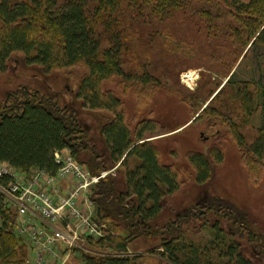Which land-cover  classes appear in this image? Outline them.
<instances>
[{
  "label": "rangeland",
  "instance_id": "1",
  "mask_svg": "<svg viewBox=\"0 0 264 264\" xmlns=\"http://www.w3.org/2000/svg\"><path fill=\"white\" fill-rule=\"evenodd\" d=\"M219 8L220 13L203 0H189L183 10L163 19L145 12L149 20H138L135 32H129V46L122 58L123 71L132 78L115 77L102 86L104 92L120 100V112L131 131L142 122L153 124L145 139L156 148L160 164L172 167L179 178L178 191L166 200L159 218L151 224L152 234L173 226L178 241L151 233L129 238L127 255L132 264H170L165 246L172 242L181 245L183 261L192 251L199 264H231L226 253L233 246L251 264H264V165L247 150L262 124V99L249 119H244L233 100L211 102L212 94L231 74L237 84L264 85V48L245 56L247 48L244 50L231 36L239 28L228 16L232 8ZM107 46L104 41L103 47ZM84 74L80 66L45 74L40 67L25 64L21 54H14L6 71L0 73V103L22 87L56 98L62 109L76 113L95 154L106 155L100 131L114 115L90 111L75 99ZM187 74L193 79L183 78ZM144 75L156 83L144 85L134 79ZM206 106L207 114L198 117ZM233 127L243 139L242 147L233 136ZM211 148L221 151L223 162L214 167L207 184L198 185L187 156L207 154ZM89 156L82 154L81 160L85 162ZM113 169L103 171L102 180L109 177L121 190L124 168ZM0 198L3 206L11 208L6 209L8 215L16 220L15 205ZM117 226L122 238L134 234L128 235ZM60 253L61 264H84L86 258L115 254L101 248L98 241L84 238L71 253ZM27 258H31L30 253Z\"/></svg>",
  "mask_w": 264,
  "mask_h": 264
},
{
  "label": "trees",
  "instance_id": "2",
  "mask_svg": "<svg viewBox=\"0 0 264 264\" xmlns=\"http://www.w3.org/2000/svg\"><path fill=\"white\" fill-rule=\"evenodd\" d=\"M203 1L219 13L222 12L219 6L232 8L228 16L239 28L231 36L244 50L247 48L245 56L264 48V0ZM188 4L189 0H0V73L6 71L14 54H21L25 64L38 66L45 74L80 66L85 74L75 99L90 111L114 115L100 131L107 156H98L86 142L87 133L76 113L66 112L56 98L22 87L0 103V163L24 174L36 169L54 175L58 170L54 154L68 150L93 175L111 167L124 168L121 190L107 177L92 189L90 196L99 210L100 221L109 225L107 235L98 245L115 254L86 258L84 264H132L127 255L128 239L150 236L151 224L159 218L166 200L179 189L176 171L160 164L156 148L145 139L153 124L142 122L131 131L120 112V100L104 92L102 86L115 77L132 78L123 71L122 58L129 46L126 44L129 32L136 30L138 20H149L145 12L163 19ZM104 41L107 47H103ZM134 79L144 85L156 83L147 75ZM233 79L234 74L226 77L227 81L211 102L233 100L244 119H249L258 107L257 101L262 99V124L247 150L264 165V85L237 84ZM208 106L198 117L207 114ZM232 133L242 147L243 139L235 127ZM85 153L90 156L84 162L81 157ZM187 161L195 171V182L204 185L212 179L214 167L223 162V155L211 148L207 154H189ZM6 209L11 208L3 206L0 198V264H26L28 247L17 237L16 220ZM117 224L128 235L134 234L122 238ZM172 227H166L160 234L156 229L152 235L178 241L177 230ZM173 243L165 246L168 263L199 264L192 251L186 260H180L182 247ZM237 250L231 246L226 253L230 263L251 264Z\"/></svg>",
  "mask_w": 264,
  "mask_h": 264
},
{
  "label": "built area",
  "instance_id": "3",
  "mask_svg": "<svg viewBox=\"0 0 264 264\" xmlns=\"http://www.w3.org/2000/svg\"><path fill=\"white\" fill-rule=\"evenodd\" d=\"M54 161L58 166L54 175L40 170L24 175L0 163V196L15 205V233L31 254L27 264H61L60 250L71 253L83 238L99 241L105 237L106 226L90 200L92 188L104 173L91 174L70 153H55ZM64 183L69 186L66 193Z\"/></svg>",
  "mask_w": 264,
  "mask_h": 264
},
{
  "label": "crops",
  "instance_id": "4",
  "mask_svg": "<svg viewBox=\"0 0 264 264\" xmlns=\"http://www.w3.org/2000/svg\"><path fill=\"white\" fill-rule=\"evenodd\" d=\"M69 152H65V151H62L61 152V155H66V154H68ZM1 164H5V163H1ZM114 169H116V168H114ZM33 171H35V170H31L28 174H26V175H29L31 172H33ZM113 171H115V170H113ZM20 173V172H19ZM69 189V186L67 185V184H65L64 183V185L62 186V190L66 193V191ZM81 204V207H82V209H83V211L85 212L86 211V208H85V205L83 204V203H80Z\"/></svg>",
  "mask_w": 264,
  "mask_h": 264
},
{
  "label": "bare ground",
  "instance_id": "5",
  "mask_svg": "<svg viewBox=\"0 0 264 264\" xmlns=\"http://www.w3.org/2000/svg\"><path fill=\"white\" fill-rule=\"evenodd\" d=\"M183 78H188L189 80H192V79H193L192 74H187V75L183 76ZM225 82H226V80L224 81V83H225ZM224 83H223V84H224ZM222 87H223V86H222ZM222 87H221V88H222ZM221 88L217 89L216 92L214 93V95H213L212 97H214V96L218 93V91H219Z\"/></svg>",
  "mask_w": 264,
  "mask_h": 264
},
{
  "label": "water",
  "instance_id": "6",
  "mask_svg": "<svg viewBox=\"0 0 264 264\" xmlns=\"http://www.w3.org/2000/svg\"><path fill=\"white\" fill-rule=\"evenodd\" d=\"M97 214H98V216H99V210H97Z\"/></svg>",
  "mask_w": 264,
  "mask_h": 264
}]
</instances>
